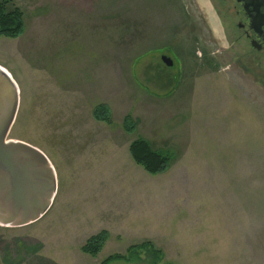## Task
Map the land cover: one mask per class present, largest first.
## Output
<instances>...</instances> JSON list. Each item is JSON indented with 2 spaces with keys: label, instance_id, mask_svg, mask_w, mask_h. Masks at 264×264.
Listing matches in <instances>:
<instances>
[{
  "label": "rangeland",
  "instance_id": "1",
  "mask_svg": "<svg viewBox=\"0 0 264 264\" xmlns=\"http://www.w3.org/2000/svg\"><path fill=\"white\" fill-rule=\"evenodd\" d=\"M9 3L24 32L0 38V66L19 89L7 139L46 155L57 191L38 222L0 227V264H102L144 242L158 264H264V73L211 1ZM98 105L111 125L93 120ZM138 138L172 153L167 172L134 164ZM135 181L144 196L134 208ZM101 231L99 254L81 253ZM109 264L149 263L140 251Z\"/></svg>",
  "mask_w": 264,
  "mask_h": 264
},
{
  "label": "water",
  "instance_id": "2",
  "mask_svg": "<svg viewBox=\"0 0 264 264\" xmlns=\"http://www.w3.org/2000/svg\"><path fill=\"white\" fill-rule=\"evenodd\" d=\"M166 67L172 61L162 57ZM19 107V89L0 66V227L18 229L38 222L57 191L54 168L46 155L26 143L8 140Z\"/></svg>",
  "mask_w": 264,
  "mask_h": 264
},
{
  "label": "trees",
  "instance_id": "3",
  "mask_svg": "<svg viewBox=\"0 0 264 264\" xmlns=\"http://www.w3.org/2000/svg\"><path fill=\"white\" fill-rule=\"evenodd\" d=\"M9 0L0 1V38L13 40L20 37L24 32L23 15L20 10L9 7ZM92 118L96 122L111 125V112L106 105H98L92 110ZM122 129L126 134H132L136 125L130 115L123 118ZM128 153L137 166L151 176L161 175L170 168V158L167 155L153 151L143 140H136L128 147ZM109 239L106 231L90 237L80 248V252L91 257H96L104 243ZM143 251L149 264H158L162 259V253L156 250L150 243L144 242L127 249L124 256L113 255L108 257L102 264L113 261L131 262L137 252Z\"/></svg>",
  "mask_w": 264,
  "mask_h": 264
},
{
  "label": "flooded vegetation",
  "instance_id": "4",
  "mask_svg": "<svg viewBox=\"0 0 264 264\" xmlns=\"http://www.w3.org/2000/svg\"><path fill=\"white\" fill-rule=\"evenodd\" d=\"M248 65L264 73V0H210Z\"/></svg>",
  "mask_w": 264,
  "mask_h": 264
},
{
  "label": "crops",
  "instance_id": "5",
  "mask_svg": "<svg viewBox=\"0 0 264 264\" xmlns=\"http://www.w3.org/2000/svg\"><path fill=\"white\" fill-rule=\"evenodd\" d=\"M129 115V114H128ZM131 116V115H130ZM133 119V118H132ZM134 121V120H133ZM134 123H135V121H134ZM135 125H136V123H135ZM143 140L144 142H146L149 146H150V148L153 150V151H155V152H157V153H161V154H164V155H167L170 159H172L174 156L172 155V153L171 152H169L168 150H162V149H154L153 148V145L150 143V141L149 140H146V139H143V138H138L137 140ZM131 183V182H130ZM131 185L133 186V188H134V190L136 191L135 192V196L136 197H133L131 200H132V202H133V204H130L131 206H133L134 208L135 207H141L142 206V203L141 204H139L140 203V201H141V199H143V196H144V184H143V182H138V181H135V182H133V183H131ZM131 185H130V187H131ZM132 188V187H131ZM55 199V198H54ZM53 202H54V200H53ZM53 202H52V205H53ZM52 205H51V207H52ZM51 207H50V209H51ZM49 209V210H50ZM48 210V211H49ZM48 213V212H47ZM46 213V214H47ZM140 213L141 214H143L144 213V211L143 210H141L140 211ZM45 214V215H46ZM44 215V216H45ZM43 216V217H44ZM42 217V218H43ZM24 228V227H23ZM18 229H20V228H18ZM11 230H13V229H11Z\"/></svg>",
  "mask_w": 264,
  "mask_h": 264
}]
</instances>
